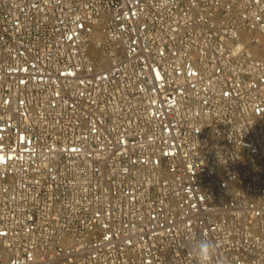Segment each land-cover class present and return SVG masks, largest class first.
I'll list each match as a JSON object with an SVG mask.
<instances>
[{
	"label": "built area",
	"instance_id": "2783aa9c",
	"mask_svg": "<svg viewBox=\"0 0 264 264\" xmlns=\"http://www.w3.org/2000/svg\"><path fill=\"white\" fill-rule=\"evenodd\" d=\"M264 0H0V264H264Z\"/></svg>",
	"mask_w": 264,
	"mask_h": 264
},
{
	"label": "clouds",
	"instance_id": "9594fccd",
	"mask_svg": "<svg viewBox=\"0 0 264 264\" xmlns=\"http://www.w3.org/2000/svg\"><path fill=\"white\" fill-rule=\"evenodd\" d=\"M215 251L216 244L209 239L195 241L192 244V252L196 257L198 264H212Z\"/></svg>",
	"mask_w": 264,
	"mask_h": 264
},
{
	"label": "bare ground",
	"instance_id": "6f19581e",
	"mask_svg": "<svg viewBox=\"0 0 264 264\" xmlns=\"http://www.w3.org/2000/svg\"><path fill=\"white\" fill-rule=\"evenodd\" d=\"M256 54L257 56L264 58V39H263V44L257 49Z\"/></svg>",
	"mask_w": 264,
	"mask_h": 264
}]
</instances>
